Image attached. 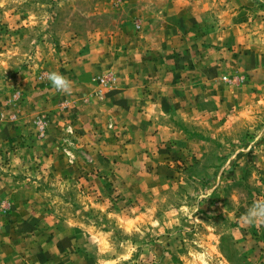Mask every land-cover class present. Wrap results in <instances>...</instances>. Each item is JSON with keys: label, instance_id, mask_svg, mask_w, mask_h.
<instances>
[{"label": "rangeland", "instance_id": "obj_1", "mask_svg": "<svg viewBox=\"0 0 264 264\" xmlns=\"http://www.w3.org/2000/svg\"><path fill=\"white\" fill-rule=\"evenodd\" d=\"M108 1L0 0V264L263 263L264 225L242 220L264 199L263 104L201 123L170 116L179 137L197 144L176 146L174 137L150 149L130 142L126 124L89 123L87 110L71 108L77 89L63 94L47 79L52 71L71 79L75 43L115 38L118 11L139 14V2ZM139 1L156 13L165 5ZM187 2L196 20L189 42L205 36L208 23L230 20L249 41L196 43L173 51L175 64L199 57L229 85L252 79L236 66L245 45L264 56V0ZM135 16L127 44L142 33ZM212 33L219 40V30ZM92 82L93 93L105 94L117 76L107 70ZM54 97L58 105H49ZM46 139L57 145L43 155L37 148Z\"/></svg>", "mask_w": 264, "mask_h": 264}, {"label": "crops", "instance_id": "obj_2", "mask_svg": "<svg viewBox=\"0 0 264 264\" xmlns=\"http://www.w3.org/2000/svg\"><path fill=\"white\" fill-rule=\"evenodd\" d=\"M102 1L105 5L109 4L108 0ZM129 1L132 5L131 2H139L135 5L139 14L135 16L134 12L125 11L126 16H122L124 9L118 11L121 20H124L115 31L117 36L110 42L92 37L91 40H82L80 45L74 44L78 50L74 51L75 55L70 59L73 69L70 80L73 84L78 81L82 84L75 83L72 87L77 91L74 92L76 95H72L76 103L71 108L76 111L80 108L87 110L89 123L95 121L104 124L110 120L112 123L126 124L132 136L130 142L135 141L137 145L142 143L150 149L152 145L174 137L176 146H192L197 143L180 138V129L167 122L170 116L175 120L201 123L203 119L211 116L222 117L232 108L244 106L242 112H245L246 105L250 102L258 101L264 105V56L261 59V54L250 50L249 46L245 45L246 51L242 53L239 66L236 67L243 73L252 72V79L240 81L237 86L223 82L222 75L219 76L217 72H206L205 66L208 62H204L203 58L198 57L192 64L183 66L175 64L176 60L170 57L173 51L177 52L189 46L191 48L196 43H201L199 48L205 49L209 42V46L214 49L237 44L240 40L249 41L245 39L238 24L235 26L231 20L224 26H218L216 22H213V25L208 23L209 28L202 29L207 31L206 35L189 42L194 40V35L191 34L194 32L192 22L196 20L189 18L187 0H163L165 5L161 6V12L158 13L151 11L149 4H142L139 0ZM204 4L206 5V2ZM196 5L203 7L198 3ZM194 8L198 9L195 6ZM199 14L201 15V12ZM133 16L142 20V33L135 34L136 42L127 44L124 36L132 33L130 18ZM200 27L201 24H196L197 29ZM217 30L219 40L212 39L214 33L211 32ZM203 38L207 40L204 44ZM108 46L118 52L108 51ZM222 62L217 65L227 64V61L224 63L225 60ZM228 63L230 64L229 60ZM107 70L114 71L117 82L111 86L109 92L97 95L91 91V88L97 85L92 82V76ZM53 93L50 92V95ZM57 99L58 97L53 100L51 98L49 105H58ZM38 145L37 149L46 155V147L51 149L52 145L55 147L57 143L46 139Z\"/></svg>", "mask_w": 264, "mask_h": 264}, {"label": "clouds", "instance_id": "obj_3", "mask_svg": "<svg viewBox=\"0 0 264 264\" xmlns=\"http://www.w3.org/2000/svg\"><path fill=\"white\" fill-rule=\"evenodd\" d=\"M47 79L58 92L63 94L71 93L73 87L72 81L58 71L48 73ZM69 131H71V129H69ZM195 211H198V208ZM242 220L250 225H264V199L254 201L243 214Z\"/></svg>", "mask_w": 264, "mask_h": 264}]
</instances>
